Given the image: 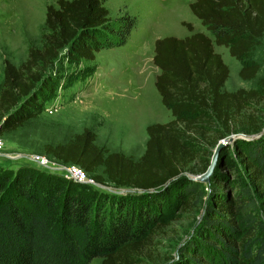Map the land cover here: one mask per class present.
Here are the masks:
<instances>
[{
    "label": "trees",
    "instance_id": "obj_1",
    "mask_svg": "<svg viewBox=\"0 0 264 264\" xmlns=\"http://www.w3.org/2000/svg\"><path fill=\"white\" fill-rule=\"evenodd\" d=\"M189 7L211 36L154 40L152 62L160 69L154 84L173 119L146 126L140 157L106 150L85 127L65 143L44 145V152L80 167L95 184L41 167L0 166V264H87L96 257L99 264H139L161 228L164 207L174 217L199 206L200 227L180 247L176 264H264V134L233 141L245 176L228 146L208 183L186 176L199 160L200 173L209 165L202 142L216 146L238 129L262 132L257 117L245 112L264 100L259 64L238 70L242 80L257 78L255 88L228 91L229 68L213 45L237 60L245 57L264 36V0H195ZM136 26L128 12L111 23L103 0L49 4L41 46L30 47L19 65L4 61L0 132L38 116L43 98L54 91L47 71L62 51L71 62L94 60L101 49L124 45ZM225 172L234 176L229 188L223 187ZM106 183L134 192H107L100 186Z\"/></svg>",
    "mask_w": 264,
    "mask_h": 264
},
{
    "label": "rangeland",
    "instance_id": "obj_2",
    "mask_svg": "<svg viewBox=\"0 0 264 264\" xmlns=\"http://www.w3.org/2000/svg\"><path fill=\"white\" fill-rule=\"evenodd\" d=\"M193 1L195 0H103L111 23L115 22L116 17L128 12L137 17V26L124 45L101 49L96 52L94 60L71 62L66 59L65 51L61 52L47 71L46 76L52 77L54 91L43 98L38 116L16 130L0 132L3 140L0 166L16 168L23 164L40 168L28 158L40 156L52 167L58 168L63 163L45 153L44 145L65 143L85 127L96 133V143L106 150L140 157L147 140L146 126L152 122L165 123L171 118L170 111L162 104L154 87V40L165 36L183 38L196 32L211 36L192 13L189 4ZM55 2L56 0H0V87L4 61L19 65L26 59L30 47L41 46L45 33L46 7ZM183 22L190 23L192 30ZM215 47L229 68L225 88L232 91L238 88H255L256 79L264 75V36L240 60L232 57L226 47ZM250 61H255L260 66L257 78L242 80L238 76L239 67ZM245 112L257 117L264 134V100L252 102ZM230 135L239 137L251 134L238 129L225 138ZM233 141L225 146L229 147V153L236 160L240 174L245 176L246 169L236 158ZM201 146L202 155L210 156L211 159L215 145L209 146L202 142ZM20 155L27 158H19ZM199 161L192 165V172L186 171V175L200 174ZM43 169L65 176L61 173L62 170ZM97 172L100 173V169ZM225 175L228 179L223 187L229 188L234 176L227 172ZM106 186L107 188L98 187L116 194L134 192L109 183ZM163 210L166 212L163 211L161 228L156 232L151 246L142 251L139 264L180 262V247L196 233L204 213L200 206L174 217L168 207ZM100 261L101 258L96 257L87 264H99Z\"/></svg>",
    "mask_w": 264,
    "mask_h": 264
},
{
    "label": "built area",
    "instance_id": "obj_3",
    "mask_svg": "<svg viewBox=\"0 0 264 264\" xmlns=\"http://www.w3.org/2000/svg\"><path fill=\"white\" fill-rule=\"evenodd\" d=\"M3 148V140L0 137V151ZM19 158L27 156L20 155L18 156ZM11 158V156H9ZM17 158V157H16ZM30 161L36 162V164L40 167L43 168H49V169H54V170H62L61 173H63L68 179L74 180L76 182H82V183H87V184H95L94 180L92 178H89L87 174L78 166L73 165V164H62L60 167L55 168L52 167L49 162L44 158V157H38V156H29L28 157Z\"/></svg>",
    "mask_w": 264,
    "mask_h": 264
},
{
    "label": "water",
    "instance_id": "obj_4",
    "mask_svg": "<svg viewBox=\"0 0 264 264\" xmlns=\"http://www.w3.org/2000/svg\"><path fill=\"white\" fill-rule=\"evenodd\" d=\"M260 134H262V132L259 133V134H252L250 136H247V135H245V136L244 135H239V137H243L245 139H254V138L259 137ZM237 137H238V135H230L227 138L221 139L217 143V145L215 146V148H214V151L212 153V156H211L209 165L207 166L206 170L204 172L200 173L199 175H196V176H191V175H186V176L189 179H192V180H195V181H200V182L208 183L209 180H210V176L212 175L213 170H214V168H215V166L217 164V160H218V156H219V152H220L221 148L223 146L227 145L229 142H232ZM100 186L107 188V186H103V185H100Z\"/></svg>",
    "mask_w": 264,
    "mask_h": 264
},
{
    "label": "crops",
    "instance_id": "obj_5",
    "mask_svg": "<svg viewBox=\"0 0 264 264\" xmlns=\"http://www.w3.org/2000/svg\"><path fill=\"white\" fill-rule=\"evenodd\" d=\"M202 33H204V32H202ZM194 34V33H193ZM204 34H206V33H204ZM207 35V34H206ZM190 36V35H189ZM215 45L216 44H214L213 45V49H214V51L215 52H217V53H219L218 51H217V48L215 47ZM153 54H154V52H153ZM221 55V54H220ZM153 57V56H152ZM222 57V56H221ZM154 67L156 68V71L154 72V79H153V82L155 83V80H156V76L160 73V69L158 68V67H156L155 65H154ZM240 68V67H239ZM226 82V81H225ZM154 87H155V84H154ZM224 88H225V85H224ZM156 89V88H155ZM226 89V88H225ZM227 90V89H226ZM228 91H232V90H228ZM159 94V93H158ZM160 96V95H159ZM160 99H161V97H160ZM169 110V109H168ZM170 111V110H169ZM170 114H171V111H170ZM173 119V116H172V114H171V118L169 119V121L170 120H172ZM168 122V121H167ZM152 123H155V122H152ZM160 123V122H159ZM149 124H151V123H149ZM148 124V125H149ZM145 131H146V128H145ZM146 139H147V133H146Z\"/></svg>",
    "mask_w": 264,
    "mask_h": 264
}]
</instances>
